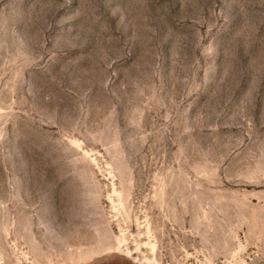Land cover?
<instances>
[{
    "label": "rangeland",
    "instance_id": "374dc122",
    "mask_svg": "<svg viewBox=\"0 0 264 264\" xmlns=\"http://www.w3.org/2000/svg\"><path fill=\"white\" fill-rule=\"evenodd\" d=\"M0 264H264V0H0Z\"/></svg>",
    "mask_w": 264,
    "mask_h": 264
}]
</instances>
